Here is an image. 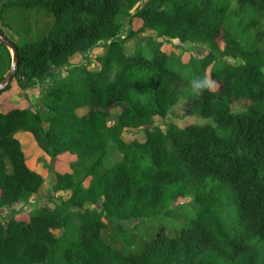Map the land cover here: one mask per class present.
Segmentation results:
<instances>
[{
  "label": "trees",
  "instance_id": "16d2710c",
  "mask_svg": "<svg viewBox=\"0 0 264 264\" xmlns=\"http://www.w3.org/2000/svg\"><path fill=\"white\" fill-rule=\"evenodd\" d=\"M142 1L0 0V34L18 50L13 80L22 90L50 82L44 113L28 103L0 111V209L59 200L0 220V264H264V0ZM14 10L27 37L16 41L5 32L18 31L6 21ZM123 18L141 22L125 38ZM147 30L156 38L128 52ZM173 40L208 51L186 59L181 45L164 50ZM238 55L247 62L226 60ZM78 57L85 63L72 66ZM10 65L0 44V82ZM205 73L218 90L191 94ZM180 100L185 115L214 124L153 127ZM237 100L246 110L232 112ZM132 130L144 139L127 140ZM20 132L50 157L51 190L28 167Z\"/></svg>",
  "mask_w": 264,
  "mask_h": 264
},
{
  "label": "rangeland",
  "instance_id": "374dc122",
  "mask_svg": "<svg viewBox=\"0 0 264 264\" xmlns=\"http://www.w3.org/2000/svg\"><path fill=\"white\" fill-rule=\"evenodd\" d=\"M148 0H143L140 5H144ZM38 13H34L32 18L30 20H28L29 23H31L33 25V30L31 32H29L30 37L33 38L36 35L37 30L39 29L40 24H37L38 20H36ZM17 17V11L14 10L13 13L10 14V16L8 17V19L6 20L9 24H10V29L16 31L18 30L24 21H17L16 19ZM44 23H47V21H44ZM121 23V32L120 35L122 38H125L127 36V33L133 29L136 30L137 28L140 27L141 22L140 21H135L133 23H130V19L129 18H123L120 21ZM1 24H0V29H1ZM26 28V27H23ZM5 29V28H4ZM5 32L7 33L8 37L14 41H16L18 39L17 36L21 37H25V34H23L22 32L16 31L15 33H13L12 31L5 29ZM19 32V33H18ZM146 37H154L156 38V34L154 32H152L151 30H147L145 33L141 34L138 38L135 39H131L129 41L126 42V48L128 50V52H133L134 51V45L138 40H144ZM183 46L182 48H184V57L186 59H189V57L192 56H203L207 51L208 48L205 45H201L198 43H192V44H181L178 40H173L170 43H168L167 45L164 46V50H166L167 52H176V53H180L181 50L177 49V48H173V46L177 47V46ZM101 46H103V44H101ZM263 50H264V46H263ZM105 53L104 49H100L95 55H102ZM228 61V63L230 65H241L247 62V59L241 55H238L237 58H227L226 59ZM11 63H12V58H11ZM84 58L83 57H78V59H72V66H78L81 64H84ZM11 67V65H10ZM89 67H91L92 69L94 68V66L90 65ZM10 69V68H9ZM9 71V70H8ZM7 71V72H8ZM7 72L4 74V76L7 74ZM50 72H55V69H51ZM3 76V78H4ZM57 78H61L62 76L58 75L56 76ZM50 84L49 81H45V82H40L37 83L34 87H29L26 88L25 90H22L19 85L18 82L16 81V79L13 80L12 82V89L5 93L1 98H0V111L2 109H12L15 107H23L25 105V103H28L32 109H38L41 110V112H45L44 110V99H45V94L48 91V85ZM248 105V101L246 100H237L235 101L232 106V112L234 113H240L243 110H246ZM185 106V101L184 100H180L177 105H175L169 114V117L166 120L163 119H159V118H155L152 122L153 127L155 126H161L164 130L166 129L165 124L167 122L169 123H174L176 125H178L179 127H185L187 125H192V124H201V125H207V124H214L209 118H204L201 116H187L185 115L183 109ZM119 112V109H114L113 113H117ZM114 115V114H112ZM42 130L46 131V127L45 125L42 126ZM27 134L22 133V135H20V139L24 144V152L27 155V157L29 156L28 160L30 162L33 163V165H35V168L38 170L39 173H42L44 179H45V187L43 188L44 190H51L52 189V182L55 179L54 178V174L52 172H50V157L45 154L38 146L34 144H32V142H30V139L28 136H26ZM132 135H137V139L139 140H143L145 135L144 132L142 130H132L129 133H126L124 136L127 140H129L130 136ZM120 157V156H119ZM71 158L69 157H62L60 159V166L64 169H68L69 166V161ZM63 198L65 200H68V193L63 195ZM43 202L46 203V205L48 206H53L54 203H59L58 198L54 199L53 201L47 202V200L41 201L39 199V197H35V199L28 205H24V204H16L14 205L11 209H7V208H2L0 209V220H3L5 222H8V219L16 212H20L22 210H24V208H29L32 210H36L41 208V205L43 204ZM183 207L184 208H190L191 206V198L187 199V201H184L183 203ZM88 209H98V210H102V205L98 204V205H88L87 206ZM19 216V215H17ZM19 219H27L25 217V214H20V216L18 217ZM177 223H182L183 219L182 218H178L176 220ZM137 223L133 224V226L130 227V229H132L134 227V225H136ZM55 235L58 236L60 234V231L56 230ZM114 234V230L112 228H108L107 230L103 231V236L108 239L110 241L111 236ZM130 235V233H129ZM132 237V235H131ZM133 247H136L135 245ZM116 248L117 249H126V245L124 242L122 241H117L116 243Z\"/></svg>",
  "mask_w": 264,
  "mask_h": 264
},
{
  "label": "water",
  "instance_id": "95a60500",
  "mask_svg": "<svg viewBox=\"0 0 264 264\" xmlns=\"http://www.w3.org/2000/svg\"><path fill=\"white\" fill-rule=\"evenodd\" d=\"M0 44H3L8 49L12 58L11 67L7 72V74L4 76L3 80L0 82V93H1L10 86L14 76L17 74L19 57H18L17 47L7 37L2 36L1 34H0Z\"/></svg>",
  "mask_w": 264,
  "mask_h": 264
},
{
  "label": "clouds",
  "instance_id": "9594fccd",
  "mask_svg": "<svg viewBox=\"0 0 264 264\" xmlns=\"http://www.w3.org/2000/svg\"><path fill=\"white\" fill-rule=\"evenodd\" d=\"M219 88L216 80L205 73L203 76H196L189 81L191 94L202 96L205 92L215 93Z\"/></svg>",
  "mask_w": 264,
  "mask_h": 264
},
{
  "label": "crops",
  "instance_id": "0c3cea01",
  "mask_svg": "<svg viewBox=\"0 0 264 264\" xmlns=\"http://www.w3.org/2000/svg\"><path fill=\"white\" fill-rule=\"evenodd\" d=\"M22 133L25 134L26 132H20V133L17 135V137H18V139H19L20 141H21V139H20V135H22ZM26 134H27L26 136L29 137L30 142H32V144H34L35 141L33 140V136H32L31 134H29V133H26ZM21 143H22V145L24 146V144H23L22 141H21ZM23 151H24V147H23ZM24 153H25V152H24ZM25 157H26V163H27L28 167H29L30 169H33V170H35V171L38 172V170L35 168V165H33V163L30 162V161L28 160L29 156L27 157V155L25 154Z\"/></svg>",
  "mask_w": 264,
  "mask_h": 264
}]
</instances>
